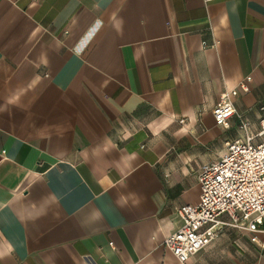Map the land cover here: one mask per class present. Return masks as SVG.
<instances>
[{"label": "crops", "instance_id": "obj_1", "mask_svg": "<svg viewBox=\"0 0 264 264\" xmlns=\"http://www.w3.org/2000/svg\"><path fill=\"white\" fill-rule=\"evenodd\" d=\"M263 117L264 0H0V264H264L229 225L187 263L164 245Z\"/></svg>", "mask_w": 264, "mask_h": 264}, {"label": "built area", "instance_id": "obj_2", "mask_svg": "<svg viewBox=\"0 0 264 264\" xmlns=\"http://www.w3.org/2000/svg\"><path fill=\"white\" fill-rule=\"evenodd\" d=\"M251 78L245 77L239 88L248 91ZM238 92L235 88L221 94L212 110L217 125L227 126L230 117L237 112L234 97ZM180 121L184 123L185 119ZM261 125L263 134L264 117ZM241 128L246 133L244 140L227 142L219 158L202 165L198 173L199 202L179 208L182 222L164 240L165 247L182 263H187L217 238L220 225L251 232L253 242H258L259 233H264V142H253L247 121H242ZM223 215H228L230 220L224 221Z\"/></svg>", "mask_w": 264, "mask_h": 264}]
</instances>
